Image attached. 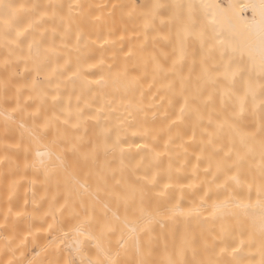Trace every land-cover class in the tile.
<instances>
[{"label": "snow or ice", "instance_id": "6c2138e0", "mask_svg": "<svg viewBox=\"0 0 264 264\" xmlns=\"http://www.w3.org/2000/svg\"><path fill=\"white\" fill-rule=\"evenodd\" d=\"M0 264H264V0H0Z\"/></svg>", "mask_w": 264, "mask_h": 264}, {"label": "bare ground", "instance_id": "6f19581e", "mask_svg": "<svg viewBox=\"0 0 264 264\" xmlns=\"http://www.w3.org/2000/svg\"><path fill=\"white\" fill-rule=\"evenodd\" d=\"M97 2H99V0H97Z\"/></svg>", "mask_w": 264, "mask_h": 264}]
</instances>
